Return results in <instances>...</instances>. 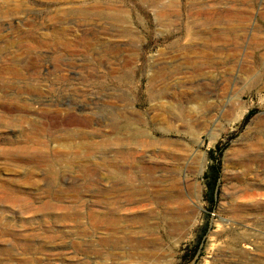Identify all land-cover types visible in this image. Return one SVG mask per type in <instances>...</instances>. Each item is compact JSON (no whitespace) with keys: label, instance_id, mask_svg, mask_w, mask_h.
Masks as SVG:
<instances>
[{"label":"rangeland","instance_id":"rangeland-1","mask_svg":"<svg viewBox=\"0 0 264 264\" xmlns=\"http://www.w3.org/2000/svg\"><path fill=\"white\" fill-rule=\"evenodd\" d=\"M0 97V264H264V0H0Z\"/></svg>","mask_w":264,"mask_h":264},{"label":"trees","instance_id":"trees-1","mask_svg":"<svg viewBox=\"0 0 264 264\" xmlns=\"http://www.w3.org/2000/svg\"><path fill=\"white\" fill-rule=\"evenodd\" d=\"M209 183H208V199L211 202H215L216 201V197H217V189H216V184L218 182V178H219V166L216 164H213L210 168L209 171L206 174Z\"/></svg>","mask_w":264,"mask_h":264},{"label":"bare ground","instance_id":"bare-ground-1","mask_svg":"<svg viewBox=\"0 0 264 264\" xmlns=\"http://www.w3.org/2000/svg\"><path fill=\"white\" fill-rule=\"evenodd\" d=\"M3 86H5V85H3ZM1 88H2V87H1ZM6 88H7V87H6ZM17 88H18V87H17ZM9 90H10V87H9ZM258 92H259V91H258ZM15 93H16V92H15ZM15 93H14V94H15ZM18 93H19V92H18ZM5 95H6V94H5ZM5 95H4V96H5ZM6 96H7V95H6ZM11 97H12V96H11ZM164 97H165V95H164ZM0 98H1L0 101L3 102L2 97H0ZM15 98H16V97H14V99H15ZM238 98H239V97H238ZM5 99H6V98H4V100H5ZM12 99H13V98H12ZM20 99H21V98H20ZM190 99H192V97H190ZM199 99H201V98L199 97ZM17 100H18V99H17ZM17 100H16V101H17ZM188 100H189V99H188ZM203 100H204V99H203ZM6 101H7V100H6ZM6 101H5V103H6ZM192 101H193V100H192ZM195 101H197V100H195ZM198 101H199V100H198ZM198 101H197V102H198ZM2 102H1V104H4V102H3V103H2ZM17 102H18V101H17ZM188 102H189V101H188ZM202 102H203V101H202ZM11 103H12V102H10V104H11ZM24 103H25V102H24ZM194 103H195V102H194ZM7 104H9V103H7ZM7 104H6V105H7ZM10 104H9V106H10ZM13 104H15V103L13 102ZM13 104H11V106H12ZM17 104H18V103H17ZM17 104H15V105H17ZM19 104H20V103H19ZM198 104H199V102H198ZM198 104H197V105H198ZM202 104H203V103H202ZM27 105H29V104L27 103ZM30 105H31V104H30ZM36 105H37V104H36ZM194 105H195V104H194ZM31 106H32V105H31ZM199 106H200V105H199ZM203 106H204V104H203ZM192 107H193V106H192ZM192 107H190V108H192ZM196 107H197V106H196ZM197 108H198V107H197ZM200 108H201V106H200ZM203 108H204V107H203ZM263 121H264V120H263ZM263 121H262V122H263ZM263 123H264V122H263ZM2 125H3V124H0V127H1ZM263 126H264V125H263ZM263 128H264V127H263ZM260 138H261V137H260ZM164 143H166V142H164ZM258 143L260 144V141H259ZM254 145H256V144H254ZM258 146H259V145H258ZM263 154H264V153H263ZM262 157H263V156H262ZM256 159H257V158H256ZM253 160H254V159H253ZM253 160H252V161H253ZM203 170H204V167L200 170V173H201ZM194 223H195V221L192 223V225H194Z\"/></svg>","mask_w":264,"mask_h":264}]
</instances>
